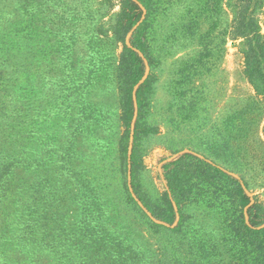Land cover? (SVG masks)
Instances as JSON below:
<instances>
[{"label":"rangeland","instance_id":"rangeland-1","mask_svg":"<svg viewBox=\"0 0 264 264\" xmlns=\"http://www.w3.org/2000/svg\"><path fill=\"white\" fill-rule=\"evenodd\" d=\"M237 1L161 0L151 19L141 124L155 134L138 151L156 205L161 166L192 152L243 175L264 207V111L228 35ZM120 2L0 0V264H204L191 234L154 227L126 196ZM257 21L264 34V7ZM192 215L217 243L208 264H254L225 250L210 210Z\"/></svg>","mask_w":264,"mask_h":264},{"label":"trees","instance_id":"trees-1","mask_svg":"<svg viewBox=\"0 0 264 264\" xmlns=\"http://www.w3.org/2000/svg\"><path fill=\"white\" fill-rule=\"evenodd\" d=\"M160 4L161 0H121L112 30L115 41L122 46L116 73L124 127L123 174L127 199L148 219L132 194L136 197L157 221L148 220L154 227L185 238L191 234L194 248L199 251L196 260L204 264H208L210 252L217 249V243L207 234L203 224L195 227L192 212L196 207L207 208L219 220V242L222 246L225 244L228 253L239 260L251 255L254 264H264V207L256 197L251 202L246 193L249 186L243 175L236 177L232 171L203 155L185 152L161 166L165 182L161 205L152 203L142 194L139 144L142 138L155 134L154 129L141 124L153 81L148 36L151 19L157 14ZM263 7L264 0H238L234 4L228 35L232 40H240L238 46L244 59V75L259 99V109L264 111V34L257 21V13ZM128 34L129 46L125 44ZM146 67L150 70L143 79ZM130 138L131 149L127 156Z\"/></svg>","mask_w":264,"mask_h":264},{"label":"water","instance_id":"water-1","mask_svg":"<svg viewBox=\"0 0 264 264\" xmlns=\"http://www.w3.org/2000/svg\"><path fill=\"white\" fill-rule=\"evenodd\" d=\"M133 120H134V118H133ZM129 154H130V147H129V150H128V156H129Z\"/></svg>","mask_w":264,"mask_h":264}]
</instances>
